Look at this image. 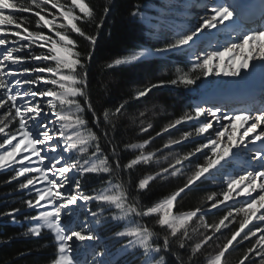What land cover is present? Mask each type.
Returning <instances> with one entry per match:
<instances>
[{
	"label": "snow or ice",
	"instance_id": "1",
	"mask_svg": "<svg viewBox=\"0 0 264 264\" xmlns=\"http://www.w3.org/2000/svg\"><path fill=\"white\" fill-rule=\"evenodd\" d=\"M110 10L98 16L89 0H0V172L10 170L4 183L27 194L0 219L23 215L25 237L50 233L49 264H129V256L135 264H264V0H160L131 11L155 43L105 67L175 58L173 78L148 81L131 99L168 85L196 95L159 131L144 123L148 109L131 117L134 136L120 132L128 101L98 110L90 95ZM88 174L103 186L85 191ZM171 178L174 190L143 202L153 182ZM198 192L206 193L199 205L180 210ZM108 225L112 247L99 232Z\"/></svg>",
	"mask_w": 264,
	"mask_h": 264
},
{
	"label": "trees",
	"instance_id": "2",
	"mask_svg": "<svg viewBox=\"0 0 264 264\" xmlns=\"http://www.w3.org/2000/svg\"><path fill=\"white\" fill-rule=\"evenodd\" d=\"M89 2L96 9L98 16L102 15L105 5H109L111 9L99 33L95 59L89 75L90 95L97 109H101L102 106L112 107L121 102L128 101L127 112L122 118L120 132L124 133L128 131L129 135L132 136L135 133L131 132V129L137 127L139 121L134 124L131 117L138 116L141 111L149 110L144 118V123L147 124L150 117H154V114L158 116L172 113L174 116H177L187 109L192 104V100L196 98V95L183 88L171 85L153 89L147 97L139 101L131 99L132 94L137 88L143 86L148 81H167L173 78L174 69L171 68L177 62L175 58H170L167 61L159 58L150 59L134 65L120 66L114 69H107L105 67L108 62L126 55L138 47L154 44L145 35L143 26L130 13L137 5L141 7L156 5V0H89ZM87 30L95 33L94 26H88ZM85 43L81 41L82 50ZM153 106H156V108H152ZM157 107H159L162 113ZM153 121L155 123V131H159L163 127V120L154 119ZM155 131L152 132V135H155ZM127 138L125 136V139ZM161 139L162 137L156 139L153 143V149L162 146V143L159 142ZM156 142L158 143L157 145L155 144ZM176 148L179 149L180 146ZM183 150L188 151L189 145ZM154 169L153 164L151 168L141 166L137 169L136 176L142 177ZM10 174V172H0V211H5L12 207L23 208L21 201L27 198L26 194L14 191L16 182L10 184L4 183ZM177 183L179 181L176 178H171L169 181L153 182L151 184V191L142 194L143 202L147 205L162 198L174 190ZM82 185L86 191L103 186L99 178L92 174H88L82 178ZM205 194L204 192L188 194L180 201V210L186 211L198 206ZM213 218L217 219V217L210 215L207 217V221L212 223L211 219ZM17 219L19 223L15 224L8 217L0 219V264H49L54 254L52 236L49 233H44L39 238L25 237L22 233L25 231L27 223L23 221V215H18ZM148 224L152 226L151 219L148 220ZM115 230L116 228L111 225L110 230L102 231L100 234L105 237ZM241 248H243V245H241ZM208 251H211V249H208ZM240 254V251L232 252L228 259L236 261ZM131 264H135V260H132Z\"/></svg>",
	"mask_w": 264,
	"mask_h": 264
},
{
	"label": "rangeland",
	"instance_id": "3",
	"mask_svg": "<svg viewBox=\"0 0 264 264\" xmlns=\"http://www.w3.org/2000/svg\"><path fill=\"white\" fill-rule=\"evenodd\" d=\"M160 4V0H156V5H159ZM154 42V41H153ZM155 43V42H154ZM162 69H164V68H162ZM171 69H174V67L173 68H171ZM171 69H169V70H171ZM195 94V93H194ZM196 99V98H195ZM196 100H194V102H195ZM193 102V103H194ZM156 108V106H153L152 108ZM157 109L159 110V107H157ZM186 110V109H185ZM160 112H161V110H159ZM162 113V112H161ZM154 117H150V120H149V123H152L153 124V126H154V119L156 120V119H160L161 121L163 120V124L162 125H164V124H166L168 121H169V119H171V118H174L175 116H174V114H172V113H169V114H161V115H156V114H154L153 115ZM157 117H160V118H157ZM162 118V119H161ZM178 128L179 129H181V130H183L184 129V126L183 125H181V126H178ZM171 134H172V136L173 137H178L180 134H181V131H178L177 129H172L171 130ZM167 138H169V134L168 133H165L164 135H163V137H162V139H161V141H159L160 143H164L165 142V140L167 139ZM186 144H187V142H185ZM156 145L158 144L157 142L155 143ZM155 146V145H154ZM193 145H191V144H189V148H191ZM177 147V146H176ZM149 151L150 150H153V145H152V147H150L149 149H148ZM184 151H186V150H184ZM167 153V150H165V154ZM153 165H154V167L156 168L157 166H156V164L155 163H153ZM9 172H10V170H9ZM11 173V172H10ZM13 183V182H12ZM85 189V188H84ZM86 191V190H85ZM24 194H26V193H24ZM26 196H27V194H26ZM216 218H213V219H211V222H213L214 220H215ZM110 226L111 225H108V226H106V227H102V228H100L99 229V232L101 233L102 231H107V230H110ZM251 226V225H250ZM110 232V231H109ZM101 235V234H100ZM102 237V242L103 243H107L108 245H109V247H112V241L108 238L109 237V234H107V236H105V237H103V236H101ZM245 243H247V242H245ZM129 258H131V260H129ZM128 261H129V264H131V262H132V260L134 261L135 260V258L134 257H132V256H129L128 258H126Z\"/></svg>",
	"mask_w": 264,
	"mask_h": 264
}]
</instances>
